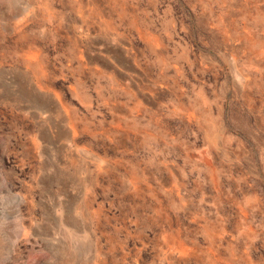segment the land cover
<instances>
[{"label":"rangeland","instance_id":"rangeland-1","mask_svg":"<svg viewBox=\"0 0 264 264\" xmlns=\"http://www.w3.org/2000/svg\"><path fill=\"white\" fill-rule=\"evenodd\" d=\"M0 264H264V0H0Z\"/></svg>","mask_w":264,"mask_h":264}]
</instances>
